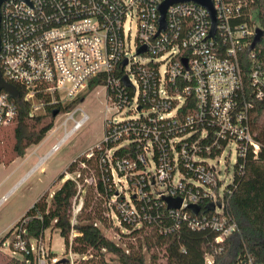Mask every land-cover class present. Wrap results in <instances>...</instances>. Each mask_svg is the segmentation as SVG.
Returning <instances> with one entry per match:
<instances>
[{
  "label": "built area",
  "instance_id": "2783aa9c",
  "mask_svg": "<svg viewBox=\"0 0 264 264\" xmlns=\"http://www.w3.org/2000/svg\"><path fill=\"white\" fill-rule=\"evenodd\" d=\"M163 1H4L0 7V75L16 88L19 97L0 89V128L14 123L17 101L22 96L30 104V116L58 109V115L63 116L64 135H72L88 115L81 108L65 112L60 109L86 93L91 81L102 74H106L107 84L98 86L105 87L114 106L126 109V115L136 119L137 100L121 102L122 85L127 77L126 83L138 94L140 82L146 84L149 79L138 67L150 62L159 64L156 94L161 109L157 117L164 121V130H170L178 108L192 97L197 110L174 123L176 127L202 126L201 136L190 138L198 133L196 130L181 136H165L153 130L138 140L141 151L135 160L124 157L113 162V149L107 150L108 165L102 167V173L109 175V189L113 191L107 202L108 215L120 232L127 233L128 227L139 228L151 222L153 218L146 210L151 200L154 205L168 207L165 198H181V206L170 209L175 224L164 231L179 228L180 224L193 230L210 229L219 232L216 240L222 242L237 225L224 210L234 172L228 182L220 183L223 179L219 166L223 158H231L233 151V168L249 148L254 154L260 151L251 121L254 101L264 99V63H256L248 77L242 66L248 48L250 58H256L251 44L260 28L258 7L256 0H213L217 28L211 37L208 11L192 1L170 5L166 29L159 31V5ZM143 47L146 50L138 53ZM121 62L124 70L117 76ZM78 111L80 119L75 118ZM123 120L106 119L104 137L94 147L101 149V142L108 141L106 135H128V128L120 130L117 126ZM69 123L74 124L70 129ZM106 128L112 130L105 133ZM206 135H214V140L201 148L202 153L200 145ZM219 139L226 140V144L220 154L212 156V147H219ZM127 143L129 139L125 138L123 144ZM94 147L88 157L93 155ZM125 188L133 192L128 190V197ZM205 204L209 206L207 211L202 210ZM190 205L199 206V211L195 214ZM25 223L9 232L1 242V252L30 264H78L87 258L71 247L56 254L51 238L48 244L45 233L39 238L29 235ZM76 235L73 230L70 239ZM206 264H212L211 256L206 257Z\"/></svg>",
  "mask_w": 264,
  "mask_h": 264
},
{
  "label": "trees",
  "instance_id": "16d2710c",
  "mask_svg": "<svg viewBox=\"0 0 264 264\" xmlns=\"http://www.w3.org/2000/svg\"><path fill=\"white\" fill-rule=\"evenodd\" d=\"M256 3L257 20L264 31V0H256ZM252 52L256 54V58L254 60L250 58L251 51L248 48L242 62L246 77L256 63H264V34ZM121 65L117 68V74H119L117 76H121L124 70L123 62ZM158 67L159 64L154 62L138 67L142 74L149 76L146 84L140 82L138 94L130 84L124 82L122 85L121 102L126 99L131 103L136 98L138 104V110L135 113L138 117L127 118L117 125L120 130L128 128V135L120 138L116 135H106L108 141L101 142V149L94 147L91 157L87 156L89 151L78 156L69 164L66 172L58 176L57 179L62 182L51 197L48 198L49 194H43L10 231L23 221L26 222L24 228L29 235L36 238L41 237L47 229H58L67 249L71 247L74 252L87 256L78 264H206L207 256L212 257V264H264V99L254 101L251 121L253 137L260 145V151L254 154L252 148H249L245 157H238L233 183L228 186L232 192L230 195L226 193L224 208L235 221L237 228L222 242L216 240L219 232L210 229L193 230L180 224L179 228L164 231L166 227H173L176 221L171 218V208L154 205V200H151L146 207L153 218L151 222L144 223L139 228L128 227L127 233H122L119 229V241L110 238L90 213L84 216L87 209L85 202L78 211L75 222L73 202L76 198L77 200L80 198L85 188L87 190L91 187L87 185V182L92 177L96 193L105 203L106 215L103 216V222H105L103 226H114L108 215L107 206L109 196L113 194V191L109 189L110 177L102 173V167L108 165L105 157L107 150L113 149V162L124 157L135 160L137 153L141 151L138 140L144 135H151L153 130L165 136H181L196 130L198 133L190 138L197 139L201 136L199 134L202 126L176 127L174 123L197 110L196 101L192 97H187L184 104L178 108L174 121L168 120L170 130H164V121L157 117L161 109L156 94ZM106 84L107 76L102 74L91 81L87 92L98 85ZM178 85L181 86L180 83ZM87 92L61 108L60 111L73 110ZM109 95L116 100L113 91L109 90ZM17 104L18 115L14 123L7 126L9 129L5 137H2V133H6V127L0 128V141H3V138L7 140V148L0 150V164L9 165L15 159L24 157L27 149L30 146L39 145L55 125L54 110L38 111L30 116V104L22 96ZM174 106L175 103L171 105L172 108ZM154 107L157 110L153 111ZM110 130L112 129L106 128L105 133ZM206 136L201 142L200 150L205 144H210L214 140V135ZM125 138L129 139V143L123 144ZM225 144L226 140L219 139V147H212V156L220 154ZM201 152L204 153L203 149ZM240 165L243 169H240ZM67 174L74 175V178H66ZM208 208V205H202V210L207 211ZM115 229L118 228L115 227ZM73 230L77 235L71 240ZM8 234L0 239V246ZM0 264L30 263L0 251Z\"/></svg>",
  "mask_w": 264,
  "mask_h": 264
},
{
  "label": "rangeland",
  "instance_id": "374dc122",
  "mask_svg": "<svg viewBox=\"0 0 264 264\" xmlns=\"http://www.w3.org/2000/svg\"><path fill=\"white\" fill-rule=\"evenodd\" d=\"M77 108H81L88 115V119L62 144L60 141L64 137L63 116L58 115L55 117L54 127L39 145L30 146L24 157L15 159L9 165L0 164V199H3L0 203V239L10 232V228L15 222L43 194H49L48 198L51 197L62 182L57 179L58 176L66 172L71 162L88 152L103 139L106 119L123 120L134 116L126 115V109L119 110L114 106L108 99L104 86H97L87 92V95L73 110ZM81 117V112L78 111L75 118L80 119ZM73 126V123L68 124L69 129ZM8 129L9 127H6L5 132ZM6 134L7 132L2 133V137H5ZM5 148H7V140L3 138V141H0V150ZM235 157L236 153L233 151L231 158L229 156H226V159L223 158V164L219 166V169H222L220 177L223 179L220 183L224 184L232 178ZM92 183L91 177L87 182V185H91V187L82 191L76 204L75 201L73 202V209H76L77 213L75 222L78 218L79 210L77 209L85 202L87 209L84 216L90 213L110 238L119 241L118 230L120 228L116 226V223L112 227L103 226L105 223L103 216L106 215L105 203L97 195ZM128 190L125 188V191ZM129 191L133 193L131 190ZM129 191L126 197H128ZM45 238L48 244H50L51 238V246L56 254L63 253L65 243L58 229H47Z\"/></svg>",
  "mask_w": 264,
  "mask_h": 264
},
{
  "label": "water",
  "instance_id": "95a60500",
  "mask_svg": "<svg viewBox=\"0 0 264 264\" xmlns=\"http://www.w3.org/2000/svg\"><path fill=\"white\" fill-rule=\"evenodd\" d=\"M6 1V0H0V7L2 5V3ZM22 1H27V0H22ZM188 1H192L195 2L201 6H203L209 13L211 21H212V26H211V33L210 36L213 37L215 32H216V28H217V18H216V11L214 8V3L213 0H164L160 5H159V11H160V18H159V31L165 30L166 29V12L167 9L170 5L175 4V3H180V2H188ZM263 29L258 28L257 29V33L252 41L251 44V49H253L262 39L263 36ZM146 50L145 47L140 48L138 53H143ZM125 81L127 82L128 79L127 77L125 78ZM6 89L14 98H18L19 97V93L16 90L15 87H13L12 85H8L6 84L2 79H1V75H0V89ZM59 111L58 109H55L53 111V116L56 117L58 115ZM168 207L169 208H179L182 204V199L181 198H176V199H171V198H165ZM190 208L194 211V213L196 214L199 211V206L197 205H190Z\"/></svg>",
  "mask_w": 264,
  "mask_h": 264
},
{
  "label": "bare ground",
  "instance_id": "6f19581e",
  "mask_svg": "<svg viewBox=\"0 0 264 264\" xmlns=\"http://www.w3.org/2000/svg\"><path fill=\"white\" fill-rule=\"evenodd\" d=\"M71 135H64V137L61 139V144L64 142V141H66L69 137H70ZM60 144V145H61Z\"/></svg>",
  "mask_w": 264,
  "mask_h": 264
},
{
  "label": "crops",
  "instance_id": "0c3cea01",
  "mask_svg": "<svg viewBox=\"0 0 264 264\" xmlns=\"http://www.w3.org/2000/svg\"><path fill=\"white\" fill-rule=\"evenodd\" d=\"M18 220H19V219H18ZM18 220H17V221H18ZM15 223H16V222H15ZM14 225H15V224H14ZM14 225H13V226H14ZM13 226H12V227H13ZM12 227H11V228H12ZM11 228H10V229H11Z\"/></svg>",
  "mask_w": 264,
  "mask_h": 264
}]
</instances>
